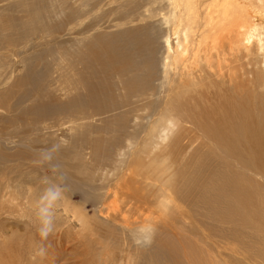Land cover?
Instances as JSON below:
<instances>
[{
  "label": "bare ground",
  "instance_id": "1",
  "mask_svg": "<svg viewBox=\"0 0 264 264\" xmlns=\"http://www.w3.org/2000/svg\"><path fill=\"white\" fill-rule=\"evenodd\" d=\"M31 1L34 0H2L1 2L7 3L8 9ZM48 1L49 3L53 2V4L51 3L53 7L59 2L58 8L63 7L67 11L66 16L63 15L66 18L65 23L58 24L55 21L58 25L47 26V20L46 26H40V20L41 25L45 24L43 22L45 19L52 21L50 15L54 14L52 13L54 10L52 7L53 11L50 14L48 7V12H45L44 15V11H38L40 5H37L34 8L37 9L36 13H40V20L36 19L39 24L35 22V27L32 24L34 20H30L31 16L29 19L31 22H29L34 26H27L32 29L26 32L21 33L20 31L24 35L18 42H15L17 39L13 40L18 45L11 51L12 56L15 57L30 53L28 58L22 59L25 65L24 71H26V75L22 74L26 89L24 88L25 91L18 97L13 108L19 110L25 103H30L27 108L21 109V113L31 116L30 125L32 126L29 124L28 126L33 134L28 135L29 133L27 134L26 131L17 129L8 131L2 127L0 129V148H4L6 140L11 143L7 149L14 145L13 149H16L17 153L25 151L42 157V153L55 147L56 151L50 162L58 166L56 169L58 183L63 184L64 188L73 194L79 193L84 204H93L96 214L107 225L112 222L109 221L111 216L107 212L108 210L101 207L103 203L100 200L104 202L103 197L108 196H105V192L113 188L117 184L115 182H125L127 185L134 174L132 173L134 169L140 179L142 177L145 183L152 182L153 188L155 186L156 191L158 189L160 194L157 195L162 198L160 201L161 218L163 213H172L170 210L176 208L177 202L181 205L179 201L185 199L180 198L188 199L189 193L187 195L186 192H183L185 188L180 189L179 187L182 186L183 181L185 185L187 183V191L195 183H197V187L198 181L203 177V169L200 165L196 169L192 167L195 170L194 176L180 177L179 167L176 168L179 166L178 162L175 166L176 160L174 159L173 162L168 151H174L184 138H189L192 135L197 136L200 138L198 140H202L203 145L208 149V156L206 155L207 158L206 156L205 158L208 161L207 171L213 182H209L207 186L201 181L203 184H200L199 188L197 187L198 191L202 190L205 195H210L209 199H206L209 196L204 197L206 203L202 204L216 202L212 207L211 204L207 205L210 210L205 207L210 211L213 221L219 222L228 218L237 226L245 224L254 228V231L258 230L255 238L260 237V240L256 239L257 244L254 242L253 246L250 243L248 245L251 248L248 247L256 250V253L264 258V247H262L264 244V0ZM19 8H16L17 11ZM106 8H112L109 9L111 12L107 10V14L108 12L112 13L113 18L108 22L110 26L103 28L107 24L105 20H109V14L103 13V11L106 12L104 10ZM97 12H100L101 15ZM38 14L34 13L35 18L38 17ZM15 16L11 18L13 19ZM23 21L26 22V20ZM64 25L69 28L62 29ZM61 30L65 32L62 33ZM39 32H41V36L38 34ZM63 37H67V40H63ZM68 46L70 49L71 46H74V49L70 50ZM55 49H62L61 67L55 65L56 71H59L57 73H55L53 63L44 62L47 55ZM8 59L5 57V61L7 60L10 64ZM36 61L43 63L40 69L30 68L32 67L30 64H35ZM1 66L0 72L3 71L1 70L3 66ZM28 66L30 67L28 68ZM10 67V69L15 68ZM61 68L67 69V72L62 71ZM5 70L8 72L4 71V75L2 72L0 73V91L3 86H7L2 89L6 92L4 95H8L13 86L10 84L12 79L8 75L11 72L9 69ZM53 70L55 75L60 73L59 77L52 75ZM70 71H74V74H71ZM12 84L14 83L12 82ZM68 87L70 88L68 89ZM204 91L211 92L204 95ZM31 98L33 100L30 101ZM1 101L0 96V106L3 104ZM15 112L17 113V110ZM68 116H71L70 120L72 121L64 123L65 120H62ZM57 117L62 120L59 118L55 120ZM0 119L5 118L0 115ZM33 119L39 121L35 122ZM49 119L54 120L50 121ZM83 119H86L88 123L84 124ZM91 120L101 122L95 128L92 126ZM111 125L115 127L112 128ZM94 130L101 134L102 132H106V135L109 133V139L103 140V138L96 137L92 140L90 138L92 136L89 137V133H91L89 131ZM187 148L189 149L188 145ZM198 151L203 153L201 149L194 150V152ZM199 152L195 154L200 155ZM185 161L184 163L188 162ZM189 164L187 163V166ZM205 167L204 169H206ZM0 169L2 168L0 167ZM61 177L62 179H60ZM33 179L35 180L36 177ZM257 179L261 182L257 183ZM18 184H9L7 186L9 190L4 189V195L1 197L4 204L16 205L18 197L19 201L20 197L27 200L29 198H31L30 200H39L37 198L41 197L46 188L43 186L44 184L41 187L40 184H37L38 188L35 185L36 189L27 187L28 190L25 191V186ZM120 186L123 187V184ZM147 186L150 187V184ZM131 190L132 188L130 192ZM150 190L148 192L151 193ZM178 190H182V192ZM199 197L202 196L199 195ZM147 199L149 200V198ZM29 201L27 203L29 207L25 204L24 207L30 210H28L29 214L33 213L34 219L37 209L33 207L34 205L30 206ZM35 201L30 202L34 203ZM62 202L63 210L60 208L62 212H66L67 216L70 215L69 218L76 221V225L79 224L77 227L80 230H85L87 224L85 216H82L84 209L80 210V214H82L80 215L70 207L66 199H63ZM193 202L191 201L192 205H194ZM184 204L182 207H186ZM199 208L201 207L198 206V211ZM1 211L2 209H0V218ZM200 211L202 212V209ZM181 212L183 211H178V214ZM178 214L176 216L173 214V218L178 217ZM7 215L9 216V213ZM19 217L16 218L19 219ZM172 221L174 222V220ZM101 225L104 226L102 222L100 227ZM155 226H142L137 230L143 228V233L139 234L140 231H137V234L136 231L132 233L138 240H142L144 245L145 237L151 241L157 234ZM70 227L73 226L70 225ZM221 232H223L222 228ZM4 233L0 232V264L37 263L38 260L35 257L39 258L36 253L32 256L25 248L23 250L20 247L2 245L3 239L6 238V233L5 235ZM252 239L250 237L249 240ZM198 241L200 242V240ZM163 245L162 248H164ZM203 245L206 246V244ZM165 248L161 254H159L161 247L157 248L158 255L173 262L176 258L174 254L176 249H173L175 252H172L171 249L169 251ZM157 249L155 253H157ZM43 252L45 251L43 250ZM256 253L255 255L258 256ZM44 255L43 253V257ZM179 255L182 257L181 254ZM46 256L45 258H48ZM187 256L186 254L185 257ZM227 257L232 264L235 262L237 264H255L251 259L239 258V250L236 248H231ZM31 259H34V263ZM184 259L186 260V258ZM207 259L209 260V258ZM179 260L177 259V261ZM44 262L47 263V261ZM230 262L225 261L226 264H231ZM38 263L44 264L40 260ZM53 263H55L54 259ZM199 263L201 264V259ZM261 264H264V260Z\"/></svg>",
  "mask_w": 264,
  "mask_h": 264
},
{
  "label": "rangeland",
  "instance_id": "2",
  "mask_svg": "<svg viewBox=\"0 0 264 264\" xmlns=\"http://www.w3.org/2000/svg\"><path fill=\"white\" fill-rule=\"evenodd\" d=\"M1 1L2 0H0V10H1L0 11V43L2 45L0 44V57H1L0 58V64L3 66V68H1V70H3V71H1V72L3 74L4 71L8 72V70H5V69L10 70L11 74H8V73L7 74L11 77L12 80H11L10 84L14 88L12 87V89H11L10 93H12V94L9 93L10 96L12 95L11 97L9 96V94L4 95V94H6V92H5V90L3 91V89L7 88V86H3V87H5V88L2 87L3 89L1 88L2 91H0V96H1V100L3 101V102L1 101V104L2 103L3 104L0 106V115L2 117H4L5 119H0V121H1L0 122V124H1L0 129L3 127L5 129H7L8 131H12L15 129L23 130V131H26L27 134L29 133L28 135H32L33 133L30 132L29 126H28V124L30 125L31 120H32L31 116L26 115V114H24L25 115L24 116L21 113V109L27 108V106L30 103L27 102V103H25L24 106H22L21 109H19V110L16 109L18 114L15 112L16 110L13 108L18 97L26 89V84L23 81V76H22V74L26 75V71H24L25 65H24V62L22 61V59L28 58L29 57L28 55L30 53L26 54L24 56H21V55H19L17 57L12 56L11 51H13L16 48V46L18 45L16 43H14L13 40L17 39V41H15V42H18V40L22 37V35H24V33L23 34H21V33L26 32L29 29L31 30L32 27L28 28L27 26H31L35 22H36V24L37 23L39 24V22H40L39 25L43 26V27H44V25L46 26L47 20H48L47 26L53 25V24L56 26V25L60 24V22L65 23L66 18L63 17V15L66 16L67 11L63 7L59 6L60 8H58L57 5H59L58 4L59 2L56 3V1H55L56 4L54 3L55 9L51 5V3L53 4V2H51V1H50L51 3H49L48 0H36V1L34 0V1L29 2V3L22 4L21 6H19L20 8L14 7V6H12V7L8 6L9 7L8 9H11V10L7 9V6H6L7 3H2ZM24 5L25 6L27 5V7L25 8ZM37 5H40V6L42 5L41 7L40 6L38 7V11H40V12L44 11L43 12L44 15H45V12L49 11L51 14V12L54 10L52 12L54 14L50 15L52 21L50 19H45V21H43V22H45V24L43 23L41 25L42 22H41L40 17H39L40 13L39 14L36 13L37 9L34 8V7H37ZM16 8H19L18 11ZM47 8H48V11H47ZM51 8L53 10H51ZM12 9H15V10H12ZM109 9H112V8L104 9V10H106V12L103 11V13H106V15H108V14L111 15L112 13H110L111 10H109ZM4 10H6V11H4ZM107 10L110 11V12H108V14H107ZM33 12L35 13V15L38 14L37 18H35ZM58 13H59V15H58ZM97 13L99 14L100 12H97ZM8 14H9V16H7ZM60 15H61V17H59ZM99 15H101V13ZM109 15H108L109 20H105V22H107V24H105L106 26L104 25L103 28L110 26V23H108V22L112 21L113 17H112V15H111V17H109ZM13 16H15V17L12 19L11 17H13ZM27 17H29V18H27ZM30 17H31V19H30ZM9 19H10V21H9ZM20 19H22V20H20ZM29 19L31 21L34 20V21H32L33 22L32 24L30 23L31 21ZM36 19H38V21L39 20L40 21L37 22ZM12 20H13V22H11ZM23 20H26V22ZM17 22L19 23V25H16V24H18ZM53 22H55V23H53ZM10 23H11V25H10ZM36 24H34L35 27H36ZM34 25H32V26H34ZM43 27H42V30L44 31ZM65 27H66V29L69 28L68 26L64 25L62 27V29H64ZM14 31H15V33L13 34ZM20 31H21V33H20ZM61 31H62V33L65 32L64 30H61ZM38 34L40 35L41 32H39ZM63 38H64L63 40H67V37H63ZM13 47H15V48H13ZM68 47L70 49V46H68ZM17 49H19V48H17ZM73 49H74V46H71L70 50H73ZM61 50L62 49H60V50L55 49L52 52H50L51 54L49 53L47 55L44 62L49 61L50 63H53L54 66L56 65V66L61 67V61H62L61 60L62 59V51ZM5 57H6V59L9 58L8 60H10L11 65L9 64V62H7V60L5 61ZM53 61H55V62H53ZM4 62H6V63H4ZM42 64L43 63H41V61H36L35 64H30V66L32 65V67L28 66V68L34 67V69L35 68L40 69ZM6 66L9 68H7ZM10 66L15 67V68L12 67L14 70L10 69L11 68ZM56 66L54 68L55 71L57 70ZM61 69H62V71L67 72V69H65V68H64L65 70H63V68H61ZM54 70H53V74H52L53 76L55 75V73L59 72V71L55 72ZM70 72H71V74H74V71H70ZM14 73H16V74H14ZM59 74L55 75V77H59ZM61 74L63 75V72ZM8 75H5V76L9 77ZM19 75H21V76H19ZM12 82L14 84H12ZM69 88L70 87H68V89ZM13 90H15V91H13ZM16 92H17V94H19L18 96H17ZM208 92H211V91H204V95H208L209 94ZM13 93H15V94H13ZM14 98H15V100H14ZM5 100H7V101H5ZM31 100H33V98H31L30 101ZM1 108H3V109H1ZM4 109H5V111H3ZM11 113H12V115H11ZM20 115H21V117H20ZM24 117L26 120L24 119ZM70 117L71 116L64 117L63 120L60 119V117H57V118H55V120H58V118H59V120H62V121L65 120L64 123H68V122L72 121V120H70V119H72ZM18 119H19V121H18ZM2 120H5V121H2ZM49 120L53 121L54 119L53 120L49 119ZM33 121L36 122L39 120L33 119ZM83 121H84V124L88 123L86 119L85 120L83 119ZM91 121L93 122V123L91 122L93 124L92 126H95V128H97V126L101 122V121H99V122L95 121L97 123V125H96V123L93 120H91ZM45 123H47L46 120H45ZM30 126H32V125H30ZM111 126H112V128L115 127L114 125H111ZM89 132H91V133H89V137H90V135L92 136V137H90L91 139L98 137L101 139L103 138V140H106V139H109V137H110V134L107 133V135H106V132H102V134H101V132L99 133L98 131L95 132V130L89 131ZM92 133H93V135H92ZM68 137L71 138V136H68ZM198 139H200V138H198L197 136H194V135H192L189 138L188 137L184 138L180 142V144L176 147V149L174 151L171 150V151H168V153L172 156L173 162L176 160L175 166L177 165V162H178L179 166H176V168L179 167L178 173L180 172L179 175H181L180 177H182V178H188L189 176H191V177L194 176L195 170L193 168L196 169L198 165H200L202 167L203 177L201 178L200 181H198L199 183H198L197 187L199 188L203 184L202 182H204V184H206V185L209 182L210 183H213V182L211 181L210 173L207 171L208 161L206 160V158L208 156V151H207L208 149H207V147H205V145H203L204 144L203 141L202 140L199 141ZM4 142L6 143L3 146L4 148H0V167L2 168V169H0V202H1L0 203V209H2V211H1L2 216L0 218V232H5L6 235H5V233H4V235L6 236V238L3 239V241H2L3 243H1V244L5 245V246H14V248L20 247L23 250L25 248V250L29 253V255H32V256L36 253V255L39 258V259H37V257H35V259L38 260V261L35 260L37 262L36 264H39L38 263L39 260L41 261V263L43 262L44 264L46 263L44 261H47L46 264H48L50 261H52V262H50L49 264H51V263L52 264H150V262H151V264H156V262H157V264H175V263L185 264L186 260H187L186 264H191V263L192 264H195V263L200 264L199 263L200 259H201V264H205V263L206 264H226L225 261L230 262L229 258L228 257L226 258V255L229 253V250H231V248H236L239 250V256H240L239 258L251 259L252 263L261 264V262H263V260H264V258L261 255L259 256L256 253V250L250 249L251 247H250V245H248L251 243L254 246L255 243L258 242L256 239L260 240L259 239L260 237L255 238L256 232H258V230L254 231V228L246 226L245 224H238L237 223L238 224V226H237V225H235L234 222H232L231 220H228V218H224L219 222L213 221V219L210 215V211H208V210H210V208L208 209L207 205L210 206V204H211V207H212L216 202H212V203L208 202L210 204L203 205L206 203L204 197L206 198L207 196H209L208 198H206V199H209L210 195H205L202 190L198 191L197 187H196L197 183H195L193 186H190L191 189L189 191H187V183L185 181V183H186V185H185L184 181H183L181 183L182 186L179 188L182 189L184 187L186 189V191H184L185 189H183V192H186V194L189 193V195L187 194L189 197H188V199L185 197L180 198V199H185L183 201H185L186 203L184 204L183 201L178 200L181 205H179L177 202V205L175 208L179 212L180 211H183V212L178 214V211H176L177 212L176 213L173 211L175 209H173V210L171 209L170 212H172V213H169V212H168V214L163 213V217L161 218L162 215H160V214L162 211H161L160 201L162 200V198L161 197L159 198L160 195L159 196L157 195V194H160L158 189L156 191V189H155L156 187L154 186V188H153L152 182L147 181L145 183L143 181L142 177L140 179V176H138V174L135 173L136 172L135 169H134V171L131 169L132 173H134V174L132 175V178L128 181L127 185H125L126 184L125 182H119V183L115 182V184L117 183L115 185L116 187L113 186V188H110L109 190H107V192H105V196H107V195L108 196L103 197L105 199L104 202H103V200H100L103 203V205L101 204L102 205L101 207H103V209L108 210L107 212L111 216L109 221L111 220L112 222H110V224H107V225H105L106 222H104L103 219H101L99 217V215L96 214L95 207L93 206V204H91V203L84 204L83 199L79 193L75 192L73 194L72 192L67 191L64 188L63 184L59 183L64 188V199H66V202L70 205V207H72L74 210H76L75 212H77L78 214H80V210L84 209V215H82V214H80V215H82L83 217L85 216V223L87 224L86 229L80 230L77 227L79 224L76 225V221H72L73 219L69 218L70 215L67 216L66 212L65 213L62 212L63 209H62L61 203H63V202H61L60 203L61 206L59 205L60 207L58 206L56 209V212H55V226H54L53 232L49 234L47 239H44L41 237V235L38 231V222H37V220H35L36 215H34V219H33V213L30 212V214H29L30 210L27 209L26 207H24V204H25V206L27 205V207H29L27 203L31 198H29L27 200L25 198L20 197V201H19V197H18L16 205L11 204V205H13V206H11L10 204H8V205L4 204L3 203L4 201H3V199H1V197L4 195V189L9 190L7 187L9 184L14 185V184L19 183L18 185H21L23 187L25 186L24 188L26 191V189L28 190V188H30V187L31 188L33 187V189H36L34 187L37 184L38 185L40 184L39 185L40 187L43 184H44L43 186L47 187V184L45 183L46 178L48 180H51V181L58 183L57 177H56V171L53 172V170L50 169V168H52V165H54V164L52 162H42L40 156H38L34 153H31V152H25L24 151L21 153H17L16 152L17 150L13 149L14 145H12V147L10 149H7L8 147L11 146V143L9 141H6V140ZM190 142H192V143L189 145ZM200 142H202V143H200ZM193 144H194V146H193ZM187 145H188L189 149L187 148ZM184 146H185V148H184ZM201 146H202V148H201ZM179 147H181V148H179ZM200 149L203 150V153H201L202 151L201 152L198 151V152L201 153L202 155L201 154L200 155L195 154L198 152H194V150L197 151ZM86 150L89 151V149H87V148H86ZM163 155H166V154H163ZM186 155H187V159H186ZM189 156H191V157H189ZM197 156H199V157L197 158ZM205 156H206V158H205ZM200 159H201V161H200ZM185 160L188 162H186ZM184 161L186 163H184ZM187 163L188 164L192 163V164H189V166H187ZM196 163H197V165H196ZM180 167H181V169H180ZM204 167L206 169H204ZM189 168L193 169L194 172L191 171V169H189ZM181 170H183L185 173L182 172ZM189 171H191V172H189ZM137 172H138V170H137ZM186 173H187V176H185ZM35 175H37V176H35ZM35 177H36V179L34 180L33 178H35ZM22 179H24V180L26 179V180L24 181ZM41 179L43 180V182ZM216 180H218V178H216ZM129 182H131V183H129ZM260 182L261 181L257 179V183H260ZM122 184H123V187L120 186ZM145 184H146V186H147V184L148 185L150 184V187L149 186L146 187ZM38 185H37V188H38ZM133 187H134V189H133ZM131 188H132L133 192H132V190L130 192ZM145 188H147V189H145ZM151 188H153V189H151ZM148 189L149 190L151 189L150 190L151 193L148 192L149 191ZM191 190H193V191H191ZM178 191L182 192V190H178ZM195 193H198V194H195ZM113 194H115V195L113 196ZM153 194L156 196L153 197L154 196ZM190 195H192V196H190ZM199 195L203 197V198L201 197L203 200L199 197ZM110 196H111V198L114 197V199L109 198ZM24 197H25V194H24ZM122 197L124 200L122 199ZM190 197H192L193 199ZM147 198H149V200ZM34 199H36V198H34ZM37 199H39V200H36V201L30 200L32 202L35 201L34 203H31L29 201V203H30L29 205L30 206L34 205L33 207H35V209H37L36 207L38 206L39 201H40V198H37ZM108 199L110 200V202L107 203V201H109ZM121 199L123 200L122 203H121V201H122ZM186 199H187V201H186ZM22 201L23 202L25 201V203H23ZM191 201L192 202L194 201L193 202L194 205H192ZM199 201H200V203H199ZM111 202H113V203H111ZM13 203L15 204V202H13ZM182 203L184 204V206L186 205V207H182L183 206ZM190 204H191V206H190ZM8 206L11 207L13 211L11 210V208H10V211H8L9 210ZM179 206H180V208H179ZM198 206L201 207L199 209L200 210L202 209L203 213L200 210L198 211ZM181 207L186 209V210H184V209L182 210ZM4 208H6V209H4ZM16 209H17V212H15ZM26 210L27 211L29 210L28 213ZM11 211H12V213H11L12 215L10 214ZM158 211H160V212L158 213ZM184 211H187V212L184 213ZM8 213H9V216L11 215L12 217L11 216L9 217L7 215ZM183 213L184 214L188 213V214L184 215ZM173 214L175 216L178 214V217H176L174 219ZM19 215H20V217H19ZM29 216H30V218L32 217L31 221H29L30 220ZM103 216H107V215H103ZM16 217L17 218L19 217V219H17ZM165 217H167V218H165ZM15 218H16V220H15ZM22 219H23V221H22ZM154 219H156V220H154ZM63 220H65V221H63ZM172 220H174V222ZM95 221H98V222H95ZM99 222L100 223L102 222V224H104V226L101 225V227H103V228L100 227ZM61 223L65 224V225H62ZM221 223H223V224H221ZM70 225L73 227H70ZM147 225H154V226L156 225L154 229H155V232L157 234L154 235L153 240H151V241L148 240L150 242L144 241L145 243L143 242L144 243V245H143L142 240L141 241L138 240L137 237L132 232L136 231V234H137V231H139V230H137L138 228H140L142 226H147ZM220 227L222 228L223 232H221ZM224 232L226 233L225 236H224V234H225ZM232 232H234V233L232 234ZM250 232H252V233H250ZM140 233L141 232H139V234ZM15 234H17V235L15 236ZM251 234H252V236H250ZM7 236L8 237L10 236V237L8 238ZM13 236H15L16 239H15V237L13 239ZM249 236L253 239L249 240L250 239ZM258 236H260V235H258ZM246 237H248V238H246ZM187 238L189 239L190 243L192 242L191 245H190V243H188L189 241H186V240H188ZM31 240H33V241L31 242ZM137 240L139 241L140 245L137 244L138 243ZM160 240H161V242H160ZM198 240H200V242ZM235 240H237V241H235ZM193 241H194V243H193ZM239 242H241V243H239ZM132 243H134V245H132ZM146 243H148V244H146ZM177 244L181 245V246L178 247ZM203 244H206V246L208 245L207 248ZM128 245H131V246H128ZM147 245L150 247H153V248H150V247L148 248ZM162 245L164 246V248L166 246L165 249H168L169 251L171 249L172 252H175V251H173V249L174 250L176 249V253H174L175 257H176L175 258L176 260L174 259L175 262L174 261L170 262L165 257L158 255V249L161 247V251L159 254H161V252L164 249V248H162ZM32 246H34V247H32ZM212 246H216V247H212ZM258 246H256V247H258ZM142 247H143V249H142ZM262 247H264V244ZM32 248H35V249H32ZM39 248H40V250L38 251ZM253 248H255V247H253ZM137 249H139V250H137ZM156 249H157V253H155ZM191 249H193V250H191ZM43 250L45 252H43ZM195 250H196V252H195ZM210 250H213V251H210ZM143 252H145V253H143ZM178 252H179V254L182 255V257L179 254H177ZM193 252H195V253H193ZM37 253H39V254H37ZM43 253L45 255H47L46 257H48V258H45V255L43 257ZM255 253L258 256H256ZM186 254L188 255L187 257H185ZM199 254H200V256H199ZM176 255L180 256V257H177ZM52 256H54V257L52 258ZM192 256L196 257L197 259L194 260V258ZM217 256H218V258H217ZM200 257H203V258H200ZM146 258H147V261H146ZM179 258H180V260H179ZM184 258H186V260ZM207 258H209V260ZM221 258H222V260H221ZM53 259H54L55 263H53ZM141 259H143V260L141 261ZM177 259L179 261H177ZM31 260H33V263H34V259H31ZM132 261L135 263H133ZM194 261H197V262H194ZM153 262H155V263H153ZM21 263H23V262L21 261ZM230 263L232 264V262H230ZM233 264H237V263L235 262Z\"/></svg>",
  "mask_w": 264,
  "mask_h": 264
},
{
  "label": "clouds",
  "instance_id": "3",
  "mask_svg": "<svg viewBox=\"0 0 264 264\" xmlns=\"http://www.w3.org/2000/svg\"><path fill=\"white\" fill-rule=\"evenodd\" d=\"M55 151L56 148L54 147L53 149L42 153V162L52 161L53 153ZM57 167V165H52L53 172L56 171ZM60 179H62V177ZM45 183L47 184V187L44 189L40 197L36 211V219L38 222V231L41 237L47 239L48 235L53 232L55 226V212L64 199V188L61 184L48 180L47 178L45 179ZM139 231L143 233L144 229L141 228ZM145 242H148L147 237H145Z\"/></svg>",
  "mask_w": 264,
  "mask_h": 264
}]
</instances>
